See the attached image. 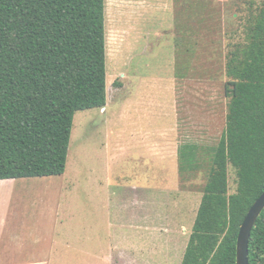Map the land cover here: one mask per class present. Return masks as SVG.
Returning <instances> with one entry per match:
<instances>
[{"label": "rangeland", "instance_id": "obj_1", "mask_svg": "<svg viewBox=\"0 0 264 264\" xmlns=\"http://www.w3.org/2000/svg\"><path fill=\"white\" fill-rule=\"evenodd\" d=\"M106 3L107 106L76 114L64 175L13 180L73 189L54 202L58 262L70 244L85 264H182L209 167L182 174L178 149L210 155L219 143L227 57L263 0ZM237 189L230 165L229 194Z\"/></svg>", "mask_w": 264, "mask_h": 264}, {"label": "trees", "instance_id": "obj_2", "mask_svg": "<svg viewBox=\"0 0 264 264\" xmlns=\"http://www.w3.org/2000/svg\"><path fill=\"white\" fill-rule=\"evenodd\" d=\"M106 10V0H0V180L66 172L76 114L108 103ZM247 22L227 57L219 143L210 155L190 142L178 149L182 174L209 167L182 264H236L241 226L264 192V0ZM249 257L264 263V212Z\"/></svg>", "mask_w": 264, "mask_h": 264}, {"label": "crops", "instance_id": "obj_3", "mask_svg": "<svg viewBox=\"0 0 264 264\" xmlns=\"http://www.w3.org/2000/svg\"><path fill=\"white\" fill-rule=\"evenodd\" d=\"M59 184L48 182L45 185H32L18 180H0V264H85L81 259L88 253L83 248L74 250L70 244L64 247L68 250L67 254L60 258L65 262L56 261L58 247L54 239V202L60 195L63 197V193L73 190L65 185L63 189L62 183ZM20 186L26 189L24 195L18 192ZM27 195L29 198L24 201ZM30 196L33 200H30ZM50 197L54 198L52 202ZM23 202L35 203L32 208L35 207L36 212L33 213L32 208L24 212ZM40 208L47 215L45 220L40 218ZM78 255H81L80 261Z\"/></svg>", "mask_w": 264, "mask_h": 264}, {"label": "water", "instance_id": "obj_4", "mask_svg": "<svg viewBox=\"0 0 264 264\" xmlns=\"http://www.w3.org/2000/svg\"><path fill=\"white\" fill-rule=\"evenodd\" d=\"M264 212V192L246 215L237 241L236 264H250V241L253 229Z\"/></svg>", "mask_w": 264, "mask_h": 264}]
</instances>
